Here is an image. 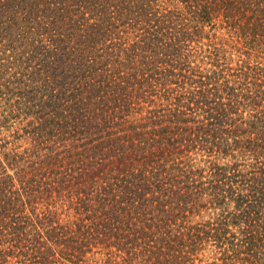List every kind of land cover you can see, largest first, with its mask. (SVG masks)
<instances>
[{
	"label": "trees",
	"instance_id": "16d2710c",
	"mask_svg": "<svg viewBox=\"0 0 264 264\" xmlns=\"http://www.w3.org/2000/svg\"><path fill=\"white\" fill-rule=\"evenodd\" d=\"M210 244L264 264V0H0V264Z\"/></svg>",
	"mask_w": 264,
	"mask_h": 264
},
{
	"label": "rangeland",
	"instance_id": "374dc122",
	"mask_svg": "<svg viewBox=\"0 0 264 264\" xmlns=\"http://www.w3.org/2000/svg\"><path fill=\"white\" fill-rule=\"evenodd\" d=\"M223 33H225V31H223ZM225 35H227V34H225ZM236 56H238V55H235V57ZM236 62V61H235ZM14 132V131H13ZM20 133H22V131H20ZM2 134H11V132H9V131H6V130H3V132H2ZM9 139H13V137H11V136H9L8 137ZM17 144H23V148L24 147H26V146H28V144L25 142V141H17L16 142ZM206 218H208V216L206 217ZM210 246V248H208ZM205 247H207L208 248V250L207 251H205V250H202L200 253H199V257H201V258H204L205 260L202 262V264H206V262H212V261H215V255L214 254H216V247H214V245H208V246H206L205 245ZM220 255V254H219ZM197 262H198V260H197Z\"/></svg>",
	"mask_w": 264,
	"mask_h": 264
}]
</instances>
